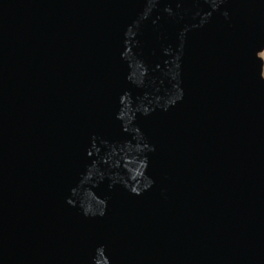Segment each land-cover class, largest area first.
Instances as JSON below:
<instances>
[{
	"label": "water",
	"instance_id": "95a60500",
	"mask_svg": "<svg viewBox=\"0 0 264 264\" xmlns=\"http://www.w3.org/2000/svg\"><path fill=\"white\" fill-rule=\"evenodd\" d=\"M0 264H264V0H0Z\"/></svg>",
	"mask_w": 264,
	"mask_h": 264
}]
</instances>
